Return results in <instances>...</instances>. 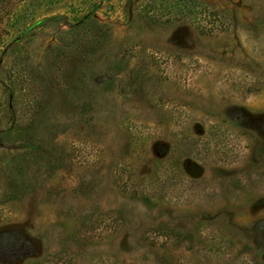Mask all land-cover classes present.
Returning <instances> with one entry per match:
<instances>
[{
	"label": "rangeland",
	"instance_id": "obj_1",
	"mask_svg": "<svg viewBox=\"0 0 264 264\" xmlns=\"http://www.w3.org/2000/svg\"><path fill=\"white\" fill-rule=\"evenodd\" d=\"M202 1L0 0V264H264V0Z\"/></svg>",
	"mask_w": 264,
	"mask_h": 264
},
{
	"label": "trees",
	"instance_id": "obj_2",
	"mask_svg": "<svg viewBox=\"0 0 264 264\" xmlns=\"http://www.w3.org/2000/svg\"><path fill=\"white\" fill-rule=\"evenodd\" d=\"M161 2L165 14L172 13L173 10L171 8H174L176 13H181V15L192 19L194 21V28L200 34L211 35L222 32L228 27L226 18L202 0H161ZM42 103L41 99L32 102L30 112L33 113V111L37 110ZM16 115L14 104L12 103V106L8 105L6 113L3 114L9 123V127L5 129L6 132L14 129V117ZM3 236H6V234H3L1 237Z\"/></svg>",
	"mask_w": 264,
	"mask_h": 264
}]
</instances>
